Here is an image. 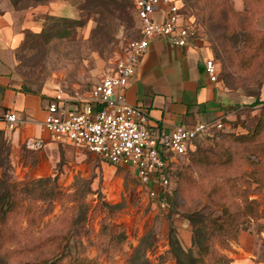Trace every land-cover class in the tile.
Masks as SVG:
<instances>
[{
    "label": "rangeland",
    "instance_id": "obj_1",
    "mask_svg": "<svg viewBox=\"0 0 264 264\" xmlns=\"http://www.w3.org/2000/svg\"><path fill=\"white\" fill-rule=\"evenodd\" d=\"M121 1L126 6L118 9L110 0H69L73 14L45 15L40 33L27 31L16 58L28 87L46 86L73 95L90 89L128 40L138 35L135 16L131 19L127 14L132 0ZM184 8L194 16L198 32L203 31L200 5L187 3ZM262 14L252 26L263 32L258 23ZM242 39L236 34L217 44L225 66L210 43L218 78L239 99L235 116L219 132L251 131L261 114V104L252 103L264 82V34L254 47L243 46ZM215 135L195 140L196 149L177 168L181 172L175 197L168 195L162 207L129 166L99 158L71 181L18 183L22 180L16 178L9 143L0 133V175L5 179L0 191L15 182L14 193L22 202L13 212L0 214V264H36L55 257L52 264H222L238 237L233 227L240 224L254 230L264 246L260 219L264 216L247 219V213L238 210L241 187L247 186L248 197L261 206L264 185L256 186L249 174L245 175L248 185L234 179L241 168H250L242 159L240 165L227 168L204 163L198 148L213 152L230 143L224 135L218 139ZM111 193L116 199L111 200ZM256 252L257 259L264 260V248L259 246Z\"/></svg>",
    "mask_w": 264,
    "mask_h": 264
},
{
    "label": "crops",
    "instance_id": "obj_2",
    "mask_svg": "<svg viewBox=\"0 0 264 264\" xmlns=\"http://www.w3.org/2000/svg\"><path fill=\"white\" fill-rule=\"evenodd\" d=\"M179 2L182 4V0ZM233 3L237 10H244L246 5L245 0H233ZM73 13L74 7L69 0H0V133L9 143L16 178L20 180L52 177L60 181H71L76 174L93 167L98 158L101 162L116 165L84 145H76L67 138H54L44 128L43 120L48 102L57 91L46 86L39 89L28 87L17 69L16 52L24 39L25 30H40L45 15ZM189 16L194 19L193 15ZM153 17L156 20L164 19V10L156 9ZM258 23L264 27V13L259 17ZM195 44L196 46L174 45L164 38H156L150 41L144 51L124 92L129 103L146 110L147 126L170 131L179 125L188 127L201 121L221 120L224 127L226 120L235 116L238 95L220 78L211 80L204 70V60L214 55L210 42L202 31L198 32ZM106 70L107 68L98 80ZM88 91L89 89L85 93ZM63 95L66 107H82L83 102L73 99L75 95L65 92ZM259 98L264 99V82ZM94 108H98V105L94 104ZM7 110L17 113L18 119L13 126L7 125L2 117ZM218 130L215 129L214 133ZM206 136L204 134L194 138L186 154L176 155L168 151L174 170L187 160L188 153L196 149L195 140ZM33 139H42V145L28 146L26 143ZM129 167L137 176L134 167ZM173 179L175 182V178ZM117 186L119 185L116 184V189ZM146 190L148 193L147 188ZM110 198L114 200L116 196L111 193ZM151 199L155 201L154 198ZM263 207L264 205L260 206L261 209ZM260 219L264 221V217ZM261 234L264 237V230ZM261 241L251 228H241L238 237L231 243L230 260L224 264H264L263 259L256 257L259 246L264 248Z\"/></svg>",
    "mask_w": 264,
    "mask_h": 264
},
{
    "label": "built area",
    "instance_id": "obj_3",
    "mask_svg": "<svg viewBox=\"0 0 264 264\" xmlns=\"http://www.w3.org/2000/svg\"><path fill=\"white\" fill-rule=\"evenodd\" d=\"M133 2L139 23L138 35L128 40L123 53L111 62L87 93L73 96L83 102L82 107H66L64 92L57 91L48 102L43 126L56 139L67 138L109 162L134 167L149 195L165 207V196L175 187V170L168 151L176 155L186 154L194 138L212 135L215 129L223 127V122L201 121L188 127L179 125L170 131H160L147 126L145 109L126 100L124 89L152 39L164 38L174 45L196 46L198 36L195 20L185 13L179 0ZM159 8L165 13L162 20L153 17V12ZM204 70L211 80L218 78L214 57L204 60ZM94 104L98 108H94ZM2 117L9 126L18 119L13 110L5 111ZM42 143V139H33L26 144L39 147Z\"/></svg>",
    "mask_w": 264,
    "mask_h": 264
},
{
    "label": "trees",
    "instance_id": "obj_4",
    "mask_svg": "<svg viewBox=\"0 0 264 264\" xmlns=\"http://www.w3.org/2000/svg\"><path fill=\"white\" fill-rule=\"evenodd\" d=\"M111 3H114L116 8L121 9L124 8L126 5L122 3L121 0H110ZM130 2V1H129ZM183 6L184 4L187 5V3L190 6H196L200 5V9L204 11L203 19L201 21L203 25V31L202 34L205 38L209 40L212 47L216 51L218 57L223 62V65L225 66V58L219 55V51L217 48V44L223 43V39H234L236 37V34H241L243 39V46H250L253 44L258 43L259 41L263 40V34L258 28H254L252 26L253 23L256 24V18L261 13H264V0H245V8L244 10H237L234 7L233 0H182ZM132 9L131 11H127V14L129 18H133L135 16V8H134V2L132 0ZM111 8H108L107 11H111ZM63 17V16H62ZM68 18V17H67ZM136 19V16H135ZM104 19L97 18V22L101 24V22ZM137 20V19H136ZM254 21V22H253ZM101 26V25H100ZM43 30V27H41ZM41 30V31H42ZM27 31L30 32H41L38 31H32L30 29H26L25 33ZM139 33V28H138ZM263 33V34H260ZM253 44V47H254ZM216 59V58H215ZM225 69V68H224ZM254 104L260 103L261 104V114L256 122L255 126L251 131L246 132H227L222 131L218 133H214L215 139H218L217 136H223L226 140H229L230 143L225 148H219L216 151H222L220 152H203L201 150L205 149H199L198 152H200V156L202 158L204 157L206 161L204 163L208 164L209 167L217 166V167H223L227 168L232 166V164H238L240 165L242 161H245V163L249 164L250 168L249 170L246 169H240L239 172L241 174L235 175L234 179L240 180L241 184L248 185L250 182L245 180V175L253 176V181L257 183L256 186L264 185V99L261 100L258 95H255ZM217 132V131H216ZM228 150V151H226ZM246 150L250 151V155H245ZM210 151V150H209ZM198 154V153H197ZM228 159V161H227ZM242 159V161H241ZM194 161H200L195 160ZM177 170V169H176ZM180 170H177L176 173H173V176L175 180L180 177ZM56 179L52 177H39V178H32L28 180H22L18 183L26 184L27 182H38L41 184L46 185L47 183L53 182L54 185ZM5 182V179L0 175V186L2 183ZM236 181H233V183ZM248 184H247V183ZM252 183V182H251ZM240 184V185H241ZM16 183L9 184V186H5V189L3 188L0 191V214H6L11 213L14 210L17 209L18 206L22 207V202L16 198L15 195V187ZM176 185L173 188L172 192L167 194L165 196L166 200L168 199V195H172L175 197V190ZM14 189V190H13ZM27 189V188H26ZM243 195H242V201H241V208L238 210L242 211V213H247V219L248 218H258L260 216H264V207L260 208V202L256 198H249V190L247 189V186L245 188H242ZM46 195H48L46 193ZM17 199V200H15ZM244 219L241 221L243 222ZM241 226V227H240ZM240 226L233 227L235 228L236 232L235 234H238V231L241 230L242 224ZM235 235V236H236ZM234 236V237H235ZM236 238V237H235ZM202 247L200 245L199 249ZM187 252H190L189 249ZM57 257L54 259H47L45 258L42 261L36 262V264H52L53 260L55 261ZM230 258H228L225 262L229 261ZM30 264V263H29Z\"/></svg>",
    "mask_w": 264,
    "mask_h": 264
}]
</instances>
